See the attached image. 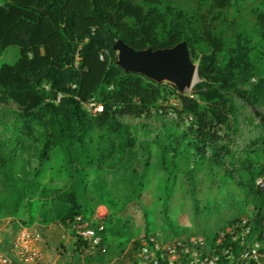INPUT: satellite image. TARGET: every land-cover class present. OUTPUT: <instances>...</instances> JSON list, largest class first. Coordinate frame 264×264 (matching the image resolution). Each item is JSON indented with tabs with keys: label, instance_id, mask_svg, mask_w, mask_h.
Here are the masks:
<instances>
[{
	"label": "trees",
	"instance_id": "obj_1",
	"mask_svg": "<svg viewBox=\"0 0 264 264\" xmlns=\"http://www.w3.org/2000/svg\"><path fill=\"white\" fill-rule=\"evenodd\" d=\"M118 38L135 49L186 40L198 81L179 92L125 73L115 65ZM14 46L15 62L0 65V105L17 107L0 109V220L31 224L40 208L43 225L66 227L93 215L83 199L89 171L95 197L112 209L118 199L108 176L139 194L148 165L136 170L137 151L152 156L151 146L166 191L187 163L192 186L205 165L236 173L234 140L224 132L235 99L259 117L264 151V0H0V54ZM169 97L177 102L170 111ZM241 165L256 207L263 193L253 180L264 165L249 158ZM48 170L61 187L44 183ZM110 211L114 218L102 219L105 245L127 233ZM72 237L79 254L81 241Z\"/></svg>",
	"mask_w": 264,
	"mask_h": 264
},
{
	"label": "rangeland",
	"instance_id": "obj_2",
	"mask_svg": "<svg viewBox=\"0 0 264 264\" xmlns=\"http://www.w3.org/2000/svg\"><path fill=\"white\" fill-rule=\"evenodd\" d=\"M18 56V48L9 47L0 54V65L13 64ZM235 104L237 112L235 117L229 120L224 132L234 140V160L235 168L239 169L238 173H228L225 167L213 168L205 165L196 172L195 184L192 186L187 174L190 165L187 163L172 175V186L169 191H166L163 190L164 185L158 178L160 171L153 172L155 147L151 146L152 156H149L145 150L139 149L135 168L143 172L144 166L148 165L147 183L144 184L139 194H134L127 190L125 183L115 182L113 176H108L110 182L107 188L113 190V195L118 199L117 206L109 209L99 203L95 197L93 189L95 174L89 171L84 177L86 191L83 199L89 203L90 212L104 220L105 218L113 219L114 216L112 217L110 210H115V217L119 219L127 233L118 239H107V254L99 257V260L94 263L87 262L85 257L75 256L72 259V246L64 242L66 254L60 256L59 263L131 264L133 261L132 243L140 240L146 233L157 234L162 239L185 235L208 237L223 228L227 222L245 214L252 203L248 188L244 184L246 174L242 170L241 163L249 158L255 166L264 165V151L259 144L262 127L259 117L245 102L235 99ZM163 106L170 111L171 107L177 106V102L175 98L169 97ZM0 109L16 110L17 107L9 102L0 105ZM259 110L264 113V107ZM44 183L51 187L63 185V181L57 179L55 173L50 170L45 174ZM35 217V220L42 224L40 208L37 209ZM2 225L0 220V226ZM59 229L53 226L48 229V233L55 232L56 238H60L59 234L57 235ZM45 231L42 228L44 239L47 236ZM66 234L72 236L69 232Z\"/></svg>",
	"mask_w": 264,
	"mask_h": 264
},
{
	"label": "built area",
	"instance_id": "obj_3",
	"mask_svg": "<svg viewBox=\"0 0 264 264\" xmlns=\"http://www.w3.org/2000/svg\"><path fill=\"white\" fill-rule=\"evenodd\" d=\"M90 109L96 112L100 107L91 104ZM253 184L263 193L258 206L252 203L245 214L208 237L185 235L162 239L147 233L139 240L132 264H264V172L255 176ZM1 221L0 264H60L40 246L43 224ZM63 228L81 241L78 254L81 258L107 253L102 219L80 214Z\"/></svg>",
	"mask_w": 264,
	"mask_h": 264
},
{
	"label": "water",
	"instance_id": "obj_4",
	"mask_svg": "<svg viewBox=\"0 0 264 264\" xmlns=\"http://www.w3.org/2000/svg\"><path fill=\"white\" fill-rule=\"evenodd\" d=\"M113 49L117 54L115 65L125 73L140 74L157 84L169 83L179 92H189L198 80L197 64L186 40L165 48L135 49L118 38Z\"/></svg>",
	"mask_w": 264,
	"mask_h": 264
},
{
	"label": "crops",
	"instance_id": "obj_5",
	"mask_svg": "<svg viewBox=\"0 0 264 264\" xmlns=\"http://www.w3.org/2000/svg\"><path fill=\"white\" fill-rule=\"evenodd\" d=\"M53 226H55L58 229L60 228L57 231V235L59 234L60 238H56L55 232H53L52 234L48 233V229L53 227ZM42 228H44L46 230L45 233L47 236H46V239H44L43 234H42V243L40 246L46 248V250L50 254H52L57 259H59L60 256L65 255L66 250L63 246L64 242H65L66 245L72 246V255H71L72 259L75 256L80 257L76 252L73 251L74 245H75L74 238L72 236L66 234L64 228L60 224H50L48 226L43 225ZM60 239H62V240H60Z\"/></svg>",
	"mask_w": 264,
	"mask_h": 264
}]
</instances>
